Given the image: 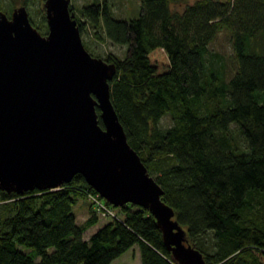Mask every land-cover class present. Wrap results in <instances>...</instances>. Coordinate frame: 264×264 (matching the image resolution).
Returning a JSON list of instances; mask_svg holds the SVG:
<instances>
[{
  "label": "trees",
  "instance_id": "obj_1",
  "mask_svg": "<svg viewBox=\"0 0 264 264\" xmlns=\"http://www.w3.org/2000/svg\"><path fill=\"white\" fill-rule=\"evenodd\" d=\"M80 13L81 29L127 45L103 55L117 62L113 102L205 264H264V0H141L131 17L90 0ZM221 29L230 66L210 46ZM89 191L81 172L56 187L0 188V264H107L135 245L142 264H181L140 203L116 205L87 235L100 217L91 208L80 221L74 204Z\"/></svg>",
  "mask_w": 264,
  "mask_h": 264
},
{
  "label": "water",
  "instance_id": "obj_2",
  "mask_svg": "<svg viewBox=\"0 0 264 264\" xmlns=\"http://www.w3.org/2000/svg\"><path fill=\"white\" fill-rule=\"evenodd\" d=\"M70 1H44L46 32L25 3L0 9V188L56 187L81 172L113 204L148 207L181 264H205L128 139L111 94L117 62L89 50Z\"/></svg>",
  "mask_w": 264,
  "mask_h": 264
},
{
  "label": "rangeland",
  "instance_id": "obj_3",
  "mask_svg": "<svg viewBox=\"0 0 264 264\" xmlns=\"http://www.w3.org/2000/svg\"><path fill=\"white\" fill-rule=\"evenodd\" d=\"M10 0H0V9H3L11 14V10L14 6L23 3L22 0H12L11 4H9ZM45 0H34L32 3L27 4L29 9V14L33 22L39 27L42 32H46L48 30V23L46 18V10L44 5ZM90 0H71V4L76 12V15L81 14L80 8L83 3ZM111 3L112 9L114 13L118 16L123 17H131L133 15H137L141 9V0H108ZM179 6V5H178ZM82 37L89 48V50L95 54L106 55L108 52L117 53L118 55H124L127 51V45L124 43L114 42L111 39H103L96 38L90 28L81 29ZM210 46L215 50H218L221 55L226 58V64L228 66L231 65V59L229 58L232 53L231 40L229 37V32L225 29H221L217 36L210 42ZM172 122V116L170 113H165L161 119V125H167ZM104 197V196H103ZM105 198V197H104ZM128 202V201H127ZM83 207L86 208L82 212ZM91 208L95 209V212L99 215V224L101 225L105 222L109 217L104 214H100L98 212V208L96 207L93 200L89 197V193L86 198L81 196L78 198L76 203L74 204V211L80 221L85 220L87 216L90 214ZM94 230L92 225L87 227L85 233L89 234L90 231ZM127 261L131 264H142L140 251L138 247L135 245L121 254L117 255L107 264H117L120 262Z\"/></svg>",
  "mask_w": 264,
  "mask_h": 264
},
{
  "label": "built area",
  "instance_id": "obj_4",
  "mask_svg": "<svg viewBox=\"0 0 264 264\" xmlns=\"http://www.w3.org/2000/svg\"><path fill=\"white\" fill-rule=\"evenodd\" d=\"M89 197L95 203L100 214H104L109 218L119 216V211L116 209L117 206L102 197L98 191H89Z\"/></svg>",
  "mask_w": 264,
  "mask_h": 264
},
{
  "label": "crops",
  "instance_id": "obj_5",
  "mask_svg": "<svg viewBox=\"0 0 264 264\" xmlns=\"http://www.w3.org/2000/svg\"><path fill=\"white\" fill-rule=\"evenodd\" d=\"M84 210H86L85 207H83L82 212H83ZM99 226H100L99 221H98L97 223H95V224L92 225V227H93L94 230H95L96 228H98ZM92 231H93V230H92ZM92 231H90L89 234H90ZM89 234H88V232H87V235H89Z\"/></svg>",
  "mask_w": 264,
  "mask_h": 264
},
{
  "label": "bare ground",
  "instance_id": "obj_6",
  "mask_svg": "<svg viewBox=\"0 0 264 264\" xmlns=\"http://www.w3.org/2000/svg\"><path fill=\"white\" fill-rule=\"evenodd\" d=\"M99 193H100V191H99ZM100 195L103 197V195L100 193ZM105 197V196H104ZM106 198V197H105ZM107 199V198H106ZM124 204V203H123ZM120 205H122V204H120Z\"/></svg>",
  "mask_w": 264,
  "mask_h": 264
}]
</instances>
